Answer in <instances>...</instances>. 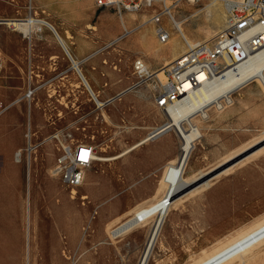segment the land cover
Here are the masks:
<instances>
[{
    "label": "rangeland",
    "instance_id": "rangeland-1",
    "mask_svg": "<svg viewBox=\"0 0 264 264\" xmlns=\"http://www.w3.org/2000/svg\"><path fill=\"white\" fill-rule=\"evenodd\" d=\"M222 6L184 0L176 10L192 35L198 36L197 44L207 41L205 32L225 11ZM143 13L151 14L139 12V20ZM30 17L49 21L68 38L71 51L75 46L86 53L81 60L86 76L103 98L113 99L105 108L107 119L85 86L77 88V75H71L74 88L40 91L31 104L22 102L30 54L45 71L55 69V61L60 71L71 66L48 28L27 36L13 31L7 22ZM122 18L128 20V14ZM139 20L126 32L114 10L98 9L93 0H0V103L16 102L0 118V264H138L148 229L114 239L109 230L127 220L133 209L164 193L159 190L167 164L180 149L177 134L172 131L121 159L96 162L74 194L51 172L61 142L47 139L63 130L61 134H70L75 141L93 144L98 157L113 158L167 121L155 103L161 87L156 78L132 88L138 82L136 59L158 70L171 57L148 53L140 42L144 27H139ZM163 23L173 30L167 18ZM213 31L216 36L209 44L216 42L222 28ZM234 97L235 105L226 112L213 113L208 122L197 119L204 137L192 160L196 182L177 195L182 204L167 218L163 246H157L150 264L193 263L264 218V88L253 82ZM76 120L75 128H67ZM30 124L33 143L41 146L29 194ZM19 150L22 163L16 161ZM208 180L211 186L204 188ZM28 201L33 222L37 220L30 233ZM250 264H264V247Z\"/></svg>",
    "mask_w": 264,
    "mask_h": 264
},
{
    "label": "bare ground",
    "instance_id": "bare-ground-1",
    "mask_svg": "<svg viewBox=\"0 0 264 264\" xmlns=\"http://www.w3.org/2000/svg\"><path fill=\"white\" fill-rule=\"evenodd\" d=\"M212 4H217L220 6L223 5L221 2H215V1H213ZM222 7H220L221 10H224L222 9ZM178 13L179 12L175 8L173 13V19H167L169 24L168 27H171L173 30L172 31L169 30L170 38L166 43H162L159 41V38L157 36V26L152 21L151 14L150 15H147L146 13L141 14L142 23L140 24L139 27H144V28L140 32L139 38L143 46L149 49V52L148 51L147 52L148 53L151 52L154 55H157L158 57L165 56V54L167 53L171 54V57L168 60V62L158 70H152L153 68L151 69L149 65L146 64V70L152 76L150 79L146 80V83L148 84L152 78H156L158 80V83L160 84H165L167 81V75H166L167 69H169L183 55H186L190 49L196 46V40L198 39V36L192 35V32H190L185 25L186 20L179 19ZM137 20H139L138 13H128V20L121 18V22L125 31L129 32L128 25L134 23ZM7 22L8 25L13 29V31L24 33L27 36L28 35L32 36V34L34 33L43 31L44 26L48 28L50 31H52L56 40L63 48L65 54L74 64L73 65L74 69L76 70L77 75L80 79L79 84H77V88H80L83 84L87 89V91L89 92V94L91 95V97L93 98V100L97 103L100 109L103 110L104 112L103 116L106 119L108 118V116L105 113L106 112L105 108L107 106L106 102L113 99L107 100L102 97L101 92L95 90L90 79L86 76L83 70L82 67V64H84L83 61L78 60L77 58L74 57L71 51L70 44L68 42V38L63 37L59 33L57 28L47 20H40L35 17H30L25 20L22 19L7 20ZM214 22L215 23L213 29H217L220 27L222 28V31L219 33L220 35L222 32H224L226 27L225 11H221L220 16H218V18H216ZM213 29H209L205 32L204 39H206L208 42L209 41L211 42L216 36V34H214ZM112 44L113 42H110L107 46H110ZM92 56H89L87 61L90 60ZM229 61L233 62V60H229ZM206 79L207 78L205 74L199 77V80H201V82H204V84L192 97L191 103L180 104L178 108L171 109V117L167 113L165 114L162 113L166 117V119L169 120L168 122L169 126H171L173 130H175L178 133L180 140L182 141L177 156L171 159L167 164L166 172L164 173L163 180L161 181L162 186L160 187L159 192L160 193L164 192V193H162L161 196L156 197L155 200L152 201L151 203L140 205L137 208L133 209L134 211L131 210L133 211V213L127 220L122 222L114 230L112 231L109 230V235L111 234L110 237L114 239L128 234L133 235L136 233L137 230L141 228L148 229L147 232L149 235L147 238L146 247L142 253V256L138 264H150L155 249L157 248V246H161L163 244L162 232L167 218L171 215V213L174 210H179V207L182 204L181 199L177 198V195L183 189L187 188L188 186L196 182V179L192 178V175L194 173V166L192 164V160L194 159V155L198 147L197 140L199 138L202 139L204 137V134L202 131L203 130L202 127L198 126L197 119L199 118L195 117V113L199 112V108L202 106V104L211 102L213 99L226 92H233L235 95L236 92L243 89L247 84L258 81L262 84V87L264 88V48H261L256 52L244 53L241 63L233 62L230 65V67H228L225 71H223L220 75H218L213 81H206ZM29 114L32 116V111ZM188 118H192V122H194L195 124L197 123L196 125L198 126V130H185L183 128L182 122ZM29 128L30 129H29L28 137L32 138V141L30 143L31 148L28 151L29 152L28 163L31 165L29 170L30 171L29 194H30L31 171L33 169V162L38 161L37 150L41 145L33 143L34 133H32L31 124L29 125ZM49 139H51L50 141H52L53 137L52 138L49 137L47 140ZM199 141L201 142L202 140ZM149 143H150L149 137L148 138L145 137L141 141L137 142L134 146L127 149L122 154L113 158L98 157L97 162L98 161L108 162V161H115L121 159L127 156L128 154L132 153L133 151L138 150ZM242 152L243 150L234 156H239L240 154H242ZM19 153L23 155V150L22 151L19 150L16 153V156ZM234 156L224 161V163L235 158ZM17 162L22 163L23 157L21 158L20 161L18 160ZM51 172L53 176L57 177L52 170ZM207 174H204L203 177L207 176ZM85 181H86V177H85ZM202 186H204V188L210 187L211 183L208 180L204 182ZM83 199H87V197L85 196L83 197ZM72 200H76V199L72 197ZM28 203H29L28 231L30 233L32 229V223L34 228L36 229L37 220L35 218L33 222L32 205L31 202L28 201ZM263 247H264V219L253 224L247 229L241 231L232 239L221 243L212 251L206 252L204 256H202L199 259L197 258V260L193 261V263L190 264H250L251 261L254 260L260 254V251Z\"/></svg>",
    "mask_w": 264,
    "mask_h": 264
},
{
    "label": "built area",
    "instance_id": "built-area-1",
    "mask_svg": "<svg viewBox=\"0 0 264 264\" xmlns=\"http://www.w3.org/2000/svg\"><path fill=\"white\" fill-rule=\"evenodd\" d=\"M182 1L184 0H93L98 9L114 10L121 18L128 13L150 11L151 19L157 26V36L162 43H166L170 38L169 29L163 23L164 19H173L174 9ZM207 1L221 2L224 5L226 27L224 32L216 38L214 44H209V42L196 44L186 55H183L167 69V81L165 84H161L154 99L157 108L170 117L171 109L178 108L180 104L191 103L192 97L204 84L199 80L201 75H206V81H213L233 62L241 63L244 53L256 52L264 48V0ZM29 40L31 41L32 38ZM229 60H233V62ZM52 65L55 69L42 70L34 64L33 58L30 57L27 75L28 84L22 102L26 101L31 104L30 102L34 100L40 91L58 93V90L67 86L74 88L71 75H77V72L74 69L73 62H71L69 69L61 71L58 70V62L55 61ZM134 70L138 76V82L132 88L144 85L146 80L152 77L146 70V63L143 59L138 58L135 60ZM233 95V92H226L211 102L202 104L199 112L195 113V117L199 118L201 122H208L211 120L213 113L226 112L235 105ZM111 102L112 100L106 102V105ZM15 105L16 102L8 105L1 103L0 118ZM56 120L57 118L52 119L53 124L56 123ZM168 122L167 119L165 123L148 134L147 138L149 137L150 142L156 141L172 131L177 134L180 140L178 133L169 126ZM77 123H79L78 120L71 122L67 128H75ZM182 125L185 130H198V126L192 122V118L184 120ZM62 131L50 137L61 142L52 171L74 194L76 189L83 186L88 170L97 162L98 152L93 144L75 141L70 134H61ZM27 139V151H29L32 138L27 136ZM199 140L201 139L199 138L197 141ZM180 142L182 144L181 140ZM21 158L22 154L19 153L16 156V161H20Z\"/></svg>",
    "mask_w": 264,
    "mask_h": 264
},
{
    "label": "crops",
    "instance_id": "crops-1",
    "mask_svg": "<svg viewBox=\"0 0 264 264\" xmlns=\"http://www.w3.org/2000/svg\"><path fill=\"white\" fill-rule=\"evenodd\" d=\"M30 47H33V41H30ZM72 53L74 55L75 58H77L78 60H84L85 58H87L86 53H82L80 52L75 46H72ZM33 54H30L29 57H32ZM84 65V64H83ZM82 65V66H83ZM0 67L2 68V66L0 65ZM203 131V130H202ZM18 152V151H17ZM30 164L28 163V167L30 168ZM264 219V218H263ZM262 220V219H261ZM259 222V221H258ZM257 223V222H256ZM255 224V223H254ZM252 226V225H251ZM232 239V238H231ZM230 240V239H229ZM226 242V241H224ZM205 251V250H204Z\"/></svg>",
    "mask_w": 264,
    "mask_h": 264
}]
</instances>
